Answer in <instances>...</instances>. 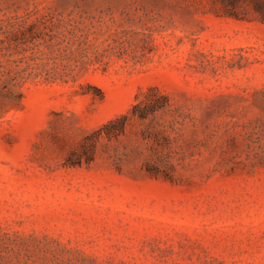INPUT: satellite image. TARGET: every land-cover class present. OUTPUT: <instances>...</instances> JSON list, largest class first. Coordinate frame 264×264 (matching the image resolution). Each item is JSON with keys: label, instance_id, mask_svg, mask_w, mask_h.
<instances>
[{"label": "rangeland", "instance_id": "rangeland-1", "mask_svg": "<svg viewBox=\"0 0 264 264\" xmlns=\"http://www.w3.org/2000/svg\"><path fill=\"white\" fill-rule=\"evenodd\" d=\"M257 1L0 0V264H264Z\"/></svg>", "mask_w": 264, "mask_h": 264}, {"label": "trees", "instance_id": "trees-1", "mask_svg": "<svg viewBox=\"0 0 264 264\" xmlns=\"http://www.w3.org/2000/svg\"><path fill=\"white\" fill-rule=\"evenodd\" d=\"M221 1L224 2V3H232V2H233V0H221ZM256 7H257L258 11H259V12L263 15V17H264V0H263V1L258 0V1L256 2ZM126 117H127V116H123L122 119H123V120H126V119H127ZM113 124H114V121H111L109 124L106 125V128L112 126ZM120 129H121V128H120Z\"/></svg>", "mask_w": 264, "mask_h": 264}]
</instances>
